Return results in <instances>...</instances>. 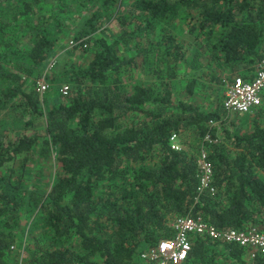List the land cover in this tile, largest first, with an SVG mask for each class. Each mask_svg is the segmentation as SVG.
Instances as JSON below:
<instances>
[{
    "label": "trees",
    "instance_id": "obj_1",
    "mask_svg": "<svg viewBox=\"0 0 264 264\" xmlns=\"http://www.w3.org/2000/svg\"><path fill=\"white\" fill-rule=\"evenodd\" d=\"M77 4H89L81 16ZM107 22L118 29L95 35ZM67 28L82 48L56 60L49 81L70 86L44 111L36 88L24 85ZM192 45L207 51L208 81L250 77L264 54V0H0V77L9 80L0 110L18 95L20 113L30 115L16 134L0 129V264L23 263L12 248L23 242L24 264H140L141 249L170 235L169 221L186 213L218 228L264 231V99L233 112L253 114L245 129L224 123L231 111L220 100L210 110L174 100L179 67L198 68L186 58ZM150 59L155 85L126 87L122 73ZM198 83L205 81L188 78L186 96ZM188 130L211 135L213 191H197L199 149L170 146V134ZM51 154L41 191L27 174ZM26 214L38 234L22 240ZM191 238L182 264H264V251L249 245Z\"/></svg>",
    "mask_w": 264,
    "mask_h": 264
},
{
    "label": "rangeland",
    "instance_id": "obj_2",
    "mask_svg": "<svg viewBox=\"0 0 264 264\" xmlns=\"http://www.w3.org/2000/svg\"><path fill=\"white\" fill-rule=\"evenodd\" d=\"M129 0H125V2H128ZM89 4L85 8L84 6H80L79 4L75 7V14L76 15H82L85 9L88 10ZM73 21L69 22V25H71ZM118 28H115L114 24L112 22L104 23L101 28H99L95 35L103 34L108 36L109 34L114 33ZM75 28H67V31L65 33H62L60 39L57 41L53 49L49 52V55L46 57L44 62L38 67L40 70V73H35L30 75L28 80L26 81L24 88L27 90L31 86H34L36 88L37 80L40 78H44L46 82L48 83L47 88L39 93L41 101V108L45 111L56 98H60L61 95H59L60 92V86L61 83L67 82V81H49V77L54 72L53 66L56 63V60L59 61L61 57H63L64 54H67L66 51L69 48L77 47L82 48L78 45L77 41L74 40L72 32H74ZM174 32L177 35L178 39H185L190 40V36L186 33L185 28H174ZM142 45V44H141ZM87 44L83 45V48H85ZM79 50V49H78ZM197 51L195 54L194 52ZM88 52L90 50L88 49ZM68 55V54H67ZM80 55L84 56L85 54H76L75 56ZM86 55H89L88 53ZM207 55V51L202 50L201 48L197 49L194 45L190 47V49L187 51L186 58L188 62H191L195 65H198L197 70H193L192 68H189L187 65H182L178 69V76L172 80L171 86L173 91V98L174 100H181L184 98H187L189 101H192L196 104H198L201 108L205 110H210L215 108L217 105H219V102L217 103V100H220V102H223L224 92H225V85H226V78L229 75L228 72H223V77L226 79L224 80L223 84H217L216 82H210L207 79L206 75V63H205V56ZM197 59V60H195ZM153 62L152 60H148L143 65H138L135 68H131L128 71L125 70L122 73V83L126 85V87H131L133 84L143 81L145 83H152L154 82V79H158L157 76H153ZM7 67V66H6ZM12 66L8 69L11 70ZM126 72V73H125ZM191 76L199 77V80L205 81L204 84H196L195 91L192 95L186 96L185 92V84ZM9 80L7 78H1L0 77V87L6 88L8 86ZM68 83V82H67ZM6 84V86H5ZM155 85V83L153 84ZM264 88L261 93V97L264 99ZM262 99V100H263ZM21 103V98L18 95H14L12 98H10V102L7 104L6 107L0 110V129L2 130H9L12 134H16L19 129L22 128L23 120L30 117L28 115L27 111H25L24 115L20 113L21 108L18 106V104ZM10 106H13L11 108ZM7 109V111H6ZM6 112L5 116H2V112ZM253 114H246V113H238L235 115V113L230 112L227 113L226 120H224L225 124H228L229 120H233L234 123L238 126H240L242 129L249 128L251 126V120ZM264 115V113H263ZM23 118V119H20ZM264 119V116L262 117ZM41 119V118H39ZM35 121H38V119H35ZM29 128V127H28ZM37 128H40V125H37ZM29 130V129H26ZM217 137H222L223 132L220 131L217 127L216 132ZM178 140L182 144V146L188 147L189 149L197 147V150L199 149L202 141V137L200 136L197 138L195 135L191 133V130L185 131L184 133H181L178 135ZM190 151V150H189ZM53 160L52 154L51 157L48 158L47 162H39L35 161L33 168H31L30 172H28V183L35 185L36 187L40 188L41 191L47 188L49 184V175L51 174V162ZM33 215L30 217L29 214L23 216V219L21 221V228H22V240H26L28 237V234H31L35 232L38 234V228H36L32 223ZM31 230V231H30ZM13 249L17 250L16 257L18 258L19 264H24V261L26 260V254L28 253L29 249L23 242L20 245L13 244Z\"/></svg>",
    "mask_w": 264,
    "mask_h": 264
},
{
    "label": "built area",
    "instance_id": "obj_3",
    "mask_svg": "<svg viewBox=\"0 0 264 264\" xmlns=\"http://www.w3.org/2000/svg\"><path fill=\"white\" fill-rule=\"evenodd\" d=\"M47 86L46 80L40 78L37 80L36 90L41 93ZM69 86L67 82L61 83L60 92L66 94ZM263 88L264 54L250 77L243 78L241 75H235L230 80H226L223 106L231 112H250L262 103L261 93ZM210 140H212L211 135L206 132L202 137L197 153L198 192L214 190L212 184L213 165L208 157L206 147V142ZM169 141L172 148L177 150L182 148V144L178 140V134H170ZM169 226L170 235L162 236L156 243L141 249L138 258L140 264H182L191 249V237L194 234L206 235L212 239L234 241L241 245H249L253 250L264 251V231L259 230L254 225L243 229L235 227L218 228L204 220L200 214L186 213L174 215L169 221Z\"/></svg>",
    "mask_w": 264,
    "mask_h": 264
},
{
    "label": "crops",
    "instance_id": "obj_4",
    "mask_svg": "<svg viewBox=\"0 0 264 264\" xmlns=\"http://www.w3.org/2000/svg\"><path fill=\"white\" fill-rule=\"evenodd\" d=\"M229 73V72H228Z\"/></svg>",
    "mask_w": 264,
    "mask_h": 264
}]
</instances>
